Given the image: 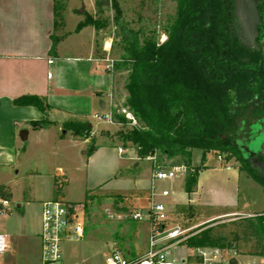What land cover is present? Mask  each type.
<instances>
[{
  "label": "trees",
  "instance_id": "1",
  "mask_svg": "<svg viewBox=\"0 0 264 264\" xmlns=\"http://www.w3.org/2000/svg\"><path fill=\"white\" fill-rule=\"evenodd\" d=\"M175 2L174 15L158 30L134 27L120 0H111L119 44L118 57L109 70L127 72L125 105L139 122L138 127L123 128L117 135L124 146L134 147L142 160L156 156L158 166L184 165L189 193L195 191L201 169L192 165L194 149L202 150L203 159L207 153L226 154L227 160L236 158L264 192V178L233 142L239 117L264 113V65H260L264 58V0L259 1L262 23L257 47H248L238 38L237 0ZM104 5V0H96L100 14ZM54 9L57 26L64 1L55 0ZM87 25L98 31L104 27L101 18L90 13L76 29ZM161 34L167 36L163 42ZM52 40L54 52L58 38L52 35ZM14 104L33 105L45 114L43 119L29 121L33 129H47L56 123L50 114L52 106L42 96L23 95ZM119 119L126 122L122 116ZM62 124L74 138L90 139L87 156L99 147L88 120L75 118ZM92 198L87 192L86 200ZM188 209L194 211L192 205ZM208 224L192 230L184 243L189 248L209 245L235 248L242 254H264V209L244 218L233 237ZM242 237L254 240L253 252L234 243Z\"/></svg>",
  "mask_w": 264,
  "mask_h": 264
},
{
  "label": "rangeland",
  "instance_id": "2",
  "mask_svg": "<svg viewBox=\"0 0 264 264\" xmlns=\"http://www.w3.org/2000/svg\"><path fill=\"white\" fill-rule=\"evenodd\" d=\"M240 1L243 3L249 32L251 37H254L255 27L250 2L249 0ZM252 1L256 4L259 2V0ZM104 2L102 14L98 12L96 0H71L73 10L67 14L64 10L61 11L55 32L57 36H60L65 31H72L68 33L67 43L74 42L72 45L74 53L84 52L92 39L90 28L81 33L73 31L75 26L86 18V13H90L100 17L104 24L102 29L97 30L98 42L110 43L109 50L101 53L100 57H105L104 59L118 57L116 49L119 37L116 35V27L113 23L114 10L111 0H104ZM120 2L126 17L136 28L156 27L161 30V25L174 15L176 9L175 0H159V2L120 0ZM82 8L84 11L80 12ZM116 76L118 81L126 83V71L119 72ZM55 117L57 123L63 128L62 123L65 119H62L59 114ZM89 121L94 125L97 144L107 143L117 147V150L121 146L129 150L128 156L133 155L134 147L124 146L117 135L121 129H127L130 125H112L98 122L93 118ZM64 131L65 129L60 130L58 126H55L50 131L32 133L26 141H21L18 133L14 144L15 149L13 148V153L16 155L15 162L0 165L1 193L9 197L14 204L12 213L0 217V233L9 234L11 237L10 248L0 256V264H40L39 231L42 202L56 197L58 184L64 186L65 193V195L60 194L59 199L64 198L71 204H76V208L83 211L86 225L85 234L81 239L64 242L63 255L66 263L105 264L106 257L114 248L125 256H137L143 254L148 247L151 221L149 219L134 220L132 213L137 209L148 207L151 190L147 192L135 187L116 189L105 184L88 189L83 179V171H79L77 163L66 157L69 149L67 140L70 135L65 136ZM59 134L63 135L66 141L60 143ZM136 160L137 164H135ZM191 162L193 166L201 167L198 186L192 197L191 193L186 191L187 170L178 171L173 178L153 182L155 200L166 207L165 212L162 213L163 225L180 224L188 230L189 236L192 230L209 223L207 226H215L217 232L233 237V232L240 230V222L250 217L247 213L253 214L264 209V192L261 184L247 175V171L242 168L241 162L236 158L227 160L226 154L220 156L207 153L206 158L203 159L202 150L194 149ZM120 163L123 169L119 170L116 178L135 180L138 178L134 176L139 173L140 178L150 179L152 172L150 160H142L138 156L131 161L129 167H125L127 163L125 159H122ZM58 167L66 169L67 183H64V177L56 179ZM171 167L173 166H168V168ZM251 167L264 178V163L251 162ZM163 190H168L169 195L163 196ZM87 192L93 196L92 199L86 200ZM19 204L21 207H18ZM190 205L194 208L193 212L188 209ZM231 210L240 213L226 212ZM221 211L225 212L219 216H211ZM234 243L245 252L255 250L254 240L249 237H242ZM181 250L186 252L185 248Z\"/></svg>",
  "mask_w": 264,
  "mask_h": 264
},
{
  "label": "crops",
  "instance_id": "3",
  "mask_svg": "<svg viewBox=\"0 0 264 264\" xmlns=\"http://www.w3.org/2000/svg\"><path fill=\"white\" fill-rule=\"evenodd\" d=\"M63 1L67 14L73 10L71 0ZM54 7L55 0H0V165L15 162L14 144L17 134L23 129L28 130V140L32 133L50 131L55 126L64 130L57 123V114L64 121L69 118L89 121L93 114L109 109L112 103L125 105L128 94L125 83L118 81L116 74L119 72L109 70L105 57H100L101 53L109 50L110 43H99L98 31L92 25L78 30L75 26L73 31L77 33L90 28L92 39L84 52L74 53V42L67 43L68 33L72 31L56 35ZM52 35L58 38L54 52H51ZM23 95L44 97L52 106L50 114L56 123L47 129H33L29 121L43 119L45 114L33 105H15L14 100ZM90 124L94 128L93 123ZM63 134L70 135L66 157L77 163L79 171H83L88 189L105 184L110 188L135 187L148 192L154 185L153 166L150 179L140 178L139 173L134 176L138 178L135 180L116 178L119 170L123 169L122 159L127 162L125 167L137 159L135 148L132 149L133 155L128 156V149L119 153L117 147L98 144L96 151L87 156L89 139L74 138L71 131L66 130ZM59 136L60 143L66 141L63 135ZM57 177H64V183L68 182L66 169L58 167ZM58 186L60 193L65 195L64 186ZM226 212L240 213L235 210Z\"/></svg>",
  "mask_w": 264,
  "mask_h": 264
},
{
  "label": "built area",
  "instance_id": "4",
  "mask_svg": "<svg viewBox=\"0 0 264 264\" xmlns=\"http://www.w3.org/2000/svg\"><path fill=\"white\" fill-rule=\"evenodd\" d=\"M167 36L162 35L161 41ZM107 67L113 69L114 58H106ZM52 62V60H51ZM51 76V74H49ZM112 103V102H111ZM122 116L126 122L119 119ZM98 122L112 125L138 127L135 114L127 107L114 103L110 108L93 114ZM119 153H125L124 147L118 148ZM153 161V181L175 177L180 170H187L184 165H156V156L148 157ZM1 190V188H0ZM154 185L151 187V200L146 209H137L132 213L134 220L151 221V230L146 251L138 256H125L114 248L105 259V264H264V254H242L235 248L202 245L189 248L185 243L188 230L180 224L166 226L162 224V213L166 207L155 200ZM163 196L169 195L168 190L162 191ZM14 208L12 200L0 192V217L9 215ZM86 230L83 211L76 204L63 199L54 198L42 203L40 224V264H82L66 263L63 255V244L66 241L81 239ZM10 235L0 233V256L10 248ZM185 248V251L181 249ZM233 259L236 263H233Z\"/></svg>",
  "mask_w": 264,
  "mask_h": 264
},
{
  "label": "water",
  "instance_id": "5",
  "mask_svg": "<svg viewBox=\"0 0 264 264\" xmlns=\"http://www.w3.org/2000/svg\"><path fill=\"white\" fill-rule=\"evenodd\" d=\"M249 2L253 23L256 24L259 21V10L255 2L252 0H249ZM83 11L84 8L80 10V12ZM236 17L240 22L243 33L250 39L251 34L246 22L243 3L240 0H237ZM238 129L240 131V139L237 140L236 144L241 149L243 156L245 158L264 156V116L251 120L249 124L242 122L239 124ZM27 134L28 130L23 129L19 133L21 140H27ZM233 263H236L235 259H233Z\"/></svg>",
  "mask_w": 264,
  "mask_h": 264
},
{
  "label": "flooded vegetation",
  "instance_id": "6",
  "mask_svg": "<svg viewBox=\"0 0 264 264\" xmlns=\"http://www.w3.org/2000/svg\"><path fill=\"white\" fill-rule=\"evenodd\" d=\"M260 1V0H259ZM257 8L259 10V21L255 24H254V27H255V33H254V37H251L250 39L247 37V35L245 33H243L242 29H241V26H240V22L237 18V22H236V33L238 35V38L240 40L241 43H243L244 45L248 46V47H257V41H256V38L258 36V30H259V26L261 25L262 23V17H261V13H260V7H259V2L257 4ZM252 21H253V18H252ZM254 42V43H252ZM264 59H261L260 61V65L262 67V65H264ZM262 69V68H260ZM264 116V113H257V114H250V113H247V115L243 116V117H239L238 121H237V130L235 132V135H234V140L233 142L236 143L237 140L240 139V131L238 129V126L240 123H246V124H249L251 120H254L256 118H261ZM262 157L263 156H256V157H251L249 158V161L250 162H257V161H260L261 163H264V161L262 160Z\"/></svg>",
  "mask_w": 264,
  "mask_h": 264
}]
</instances>
